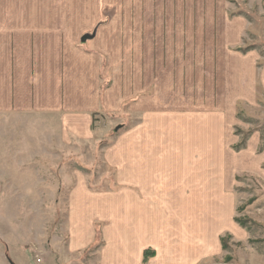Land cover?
I'll use <instances>...</instances> for the list:
<instances>
[{"label": "crops", "instance_id": "0c3cea01", "mask_svg": "<svg viewBox=\"0 0 264 264\" xmlns=\"http://www.w3.org/2000/svg\"><path fill=\"white\" fill-rule=\"evenodd\" d=\"M181 2L174 0L167 8L157 5L156 10L185 11L178 6ZM199 2L204 4L188 6L187 23L183 20L182 25L193 28L189 42L196 41V28L205 27L202 42L224 44L208 51L220 59L219 84L232 55L229 43L240 41L247 23L243 17L230 20L226 0ZM197 5H201L198 11ZM104 9L127 11V35L137 34L135 40L142 44L139 55L124 56L125 66L116 65L109 41L118 39L111 22L93 40L82 43ZM144 9L149 11L148 0H0V113L51 114L61 123L65 143L92 139V114L101 102L117 111L125 101L149 90V52L144 49L148 40L143 36L149 20L147 14L132 17V11ZM101 55L109 59L104 70ZM109 75L112 85L101 99V77ZM244 80L246 98H237L248 100L254 82L248 85ZM147 100L142 97L141 106H136L140 124L104 158L115 170L117 189H91L86 177L76 174L68 215L70 251L79 253L93 245L100 222L106 242L102 264H146L148 250L155 251L156 258L147 264H198L221 257L227 235L247 242L248 232L236 221L238 198L233 186L239 175L264 167V133L253 131L248 143L236 151L233 146L240 144V138L231 134L227 101L222 100L214 112L209 100L198 112L194 100L185 105L194 107L196 114L186 110L183 116L166 117L158 110L165 100L158 98L162 103L153 105L157 107L153 113H148ZM0 264L15 263L2 256Z\"/></svg>", "mask_w": 264, "mask_h": 264}, {"label": "rangeland", "instance_id": "374dc122", "mask_svg": "<svg viewBox=\"0 0 264 264\" xmlns=\"http://www.w3.org/2000/svg\"><path fill=\"white\" fill-rule=\"evenodd\" d=\"M181 1L178 6L185 11L156 10L157 5L171 7L174 0H148V12L132 11L133 19L147 14L149 20V26L143 28L148 40L144 49L149 52V90L125 101L117 111H109L101 102L100 109L92 114V139L81 142L72 138L65 143L61 123L51 114L0 113V257H8L15 264H102L104 223H97L96 241L89 248L79 253L69 249L70 198L78 172L86 177L91 189H117L115 170L104 158L114 147L123 145L126 133L140 124L141 112L136 106H141L142 97L150 104L148 113L157 110L153 105L162 103L158 98L165 100L158 110L166 117L183 116L186 110L196 114L194 107L185 105H192L194 100L198 112L205 110L201 107L209 100L214 112L220 110L222 100L227 101L225 115L230 117L231 134L240 138V144L233 146L236 151L248 143L253 131L264 133V0H226L230 20L243 17L247 25L240 41L229 43L232 55L219 84L220 59L211 57L208 51L224 44L202 42L205 27L196 28V41L189 42L187 37L193 28L182 25L183 20L187 23L186 9L204 3ZM201 5H197V11ZM100 13L88 34L97 36L98 30L111 22L113 37L118 39L109 41L117 55L116 65L125 66L124 56L139 55L142 46L135 40L137 34L127 35L128 12L104 9ZM172 22L181 27L172 26ZM110 34L112 37V31ZM239 54L245 55L244 59ZM101 59L104 70L109 59L104 55ZM243 78L248 85L254 82L248 100L241 99L246 98ZM111 80L110 75L101 77V99ZM233 190L238 198L236 218L245 224L249 239L236 242L233 237H224V254L198 264H264V167L258 173L239 175ZM149 251L153 250L145 252L147 263L156 258L155 251Z\"/></svg>", "mask_w": 264, "mask_h": 264}, {"label": "trees", "instance_id": "16d2710c", "mask_svg": "<svg viewBox=\"0 0 264 264\" xmlns=\"http://www.w3.org/2000/svg\"><path fill=\"white\" fill-rule=\"evenodd\" d=\"M263 134V133H262ZM262 140H263V136H262ZM242 146H244V145H242ZM240 148V147H239ZM242 148V147H241ZM262 148V147H261ZM260 150H262V149H260ZM236 221L243 227V228H245L246 226H245V224L244 223H242V221H239L237 218H236ZM226 237H228V238H231L232 236L231 235H227ZM222 243H223V248H227L226 247V245H225V241H224V238L222 239ZM224 249V250H225ZM148 252V251H147ZM147 252H146V254H147ZM149 252H151V251H149ZM152 254H154V252L152 251L151 252ZM146 258V257H145ZM146 260H147V258H146Z\"/></svg>", "mask_w": 264, "mask_h": 264}, {"label": "water", "instance_id": "95a60500", "mask_svg": "<svg viewBox=\"0 0 264 264\" xmlns=\"http://www.w3.org/2000/svg\"><path fill=\"white\" fill-rule=\"evenodd\" d=\"M95 37H96L95 33L94 34H86L82 38V43H86V42H88L90 40H93Z\"/></svg>", "mask_w": 264, "mask_h": 264}]
</instances>
